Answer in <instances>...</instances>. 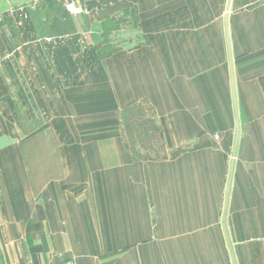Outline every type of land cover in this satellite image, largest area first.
Instances as JSON below:
<instances>
[{"label": "crops", "instance_id": "crops-1", "mask_svg": "<svg viewBox=\"0 0 264 264\" xmlns=\"http://www.w3.org/2000/svg\"><path fill=\"white\" fill-rule=\"evenodd\" d=\"M72 1L0 0V264H264L260 0Z\"/></svg>", "mask_w": 264, "mask_h": 264}, {"label": "rangeland", "instance_id": "rangeland-1", "mask_svg": "<svg viewBox=\"0 0 264 264\" xmlns=\"http://www.w3.org/2000/svg\"><path fill=\"white\" fill-rule=\"evenodd\" d=\"M227 1L228 0H210L209 5L207 7L211 16L210 23H217L218 18L224 15ZM136 14L137 12L131 14L134 22H136L135 18L136 20H138ZM135 26H137V23ZM114 27L117 28L118 26L116 27V25H114ZM140 106L141 107H138L136 110L139 111V115H142L143 118L140 121L139 118L137 119L136 128L129 127V129H132L133 132L131 133L135 132V136L139 135L141 141H144L143 144L147 143L148 145L152 146V148L147 147L146 149H139V155L145 158H160L162 156L161 154L163 153L162 149H160L163 136H160L161 133L159 132V127L157 125L156 119L152 116L153 111L149 108V106L147 107L146 103H142ZM21 121H23V123H25L26 125L31 126L32 128L40 124V121L37 120L33 122L30 121V123H28L25 117H21ZM45 137L46 135L44 134V138ZM45 140L50 142L54 141V139L50 135L47 137V139L45 138ZM134 142L137 143V141Z\"/></svg>", "mask_w": 264, "mask_h": 264}, {"label": "built area", "instance_id": "built-area-1", "mask_svg": "<svg viewBox=\"0 0 264 264\" xmlns=\"http://www.w3.org/2000/svg\"><path fill=\"white\" fill-rule=\"evenodd\" d=\"M260 3L264 7V0H260ZM65 9L73 15H80L82 13V7L78 2H68L65 4ZM58 264H78L76 260H67Z\"/></svg>", "mask_w": 264, "mask_h": 264}, {"label": "water", "instance_id": "water-1", "mask_svg": "<svg viewBox=\"0 0 264 264\" xmlns=\"http://www.w3.org/2000/svg\"><path fill=\"white\" fill-rule=\"evenodd\" d=\"M230 5H231V0L228 1V6H227V15H226V31H227V33H228L227 19H228V12H229V9H230ZM236 110H237V108H236ZM236 115H237V111H236ZM237 142H238V135L236 137V147H237ZM234 156H235V153H234ZM232 168H233V164H232Z\"/></svg>", "mask_w": 264, "mask_h": 264}]
</instances>
